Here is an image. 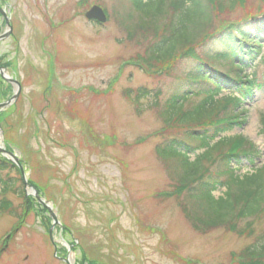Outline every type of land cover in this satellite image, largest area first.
<instances>
[{
  "label": "rangeland",
  "instance_id": "obj_1",
  "mask_svg": "<svg viewBox=\"0 0 264 264\" xmlns=\"http://www.w3.org/2000/svg\"><path fill=\"white\" fill-rule=\"evenodd\" d=\"M229 1L223 13L211 11L212 30L264 12V0H235L233 10ZM94 7L109 14L103 24L85 18ZM0 10L11 28L0 15V35H10L0 41V67L21 88L0 74V104L18 93L0 110V148L19 159L58 221L49 234L53 221L17 170L0 172V264H241L242 251L264 233V216L249 226L237 221L238 233L194 230L183 198L171 193L172 162L155 153L167 138L164 103L193 62L177 59L174 75L145 65L153 31L138 27L127 37L126 0H0ZM255 63L249 75L262 80L264 59ZM245 107L246 123L222 136L245 138L261 156L253 167L233 166L238 177L264 166V90Z\"/></svg>",
  "mask_w": 264,
  "mask_h": 264
},
{
  "label": "trees",
  "instance_id": "obj_2",
  "mask_svg": "<svg viewBox=\"0 0 264 264\" xmlns=\"http://www.w3.org/2000/svg\"><path fill=\"white\" fill-rule=\"evenodd\" d=\"M224 1L126 0L132 11L125 12L120 25L130 23L128 38L138 27L145 33L153 31L154 41L142 58L145 65L167 66L174 75L177 59L193 62L178 92L164 103L160 114L167 138L155 153L164 162H172L177 184L171 193L183 198L181 208L191 215L194 230L222 227L238 233L237 221L249 226L264 216V166L252 174L236 176L233 166L240 169L246 162L253 167L261 152L243 137L222 135L246 123L245 106L256 91L264 89V77L258 80L247 74L256 60L264 59V12L235 24L221 23L212 30L211 11L223 13ZM235 4L230 0L229 10ZM145 33L139 35L147 37ZM197 50L203 51L202 57ZM138 94L150 96L146 90H138ZM261 129L263 132L264 115ZM198 151L203 152L190 162L188 155ZM9 169L17 170L5 160L0 163V172ZM221 187L225 193L215 198L213 193ZM185 199L195 208L187 210ZM1 204L5 211H12L7 201ZM254 242L242 251L239 263L264 264V233Z\"/></svg>",
  "mask_w": 264,
  "mask_h": 264
},
{
  "label": "water",
  "instance_id": "obj_3",
  "mask_svg": "<svg viewBox=\"0 0 264 264\" xmlns=\"http://www.w3.org/2000/svg\"><path fill=\"white\" fill-rule=\"evenodd\" d=\"M0 13L2 14L3 18L5 19L6 27L11 29L10 25H9V22H8L9 19L6 16V14L2 10H0ZM85 17L88 20H95V21H98L100 23H104L106 21V18L104 16L102 10L100 8H97V7H94L89 12H87L85 14ZM8 36H9V31L8 32H4V34L0 36V41L6 39ZM4 71H5V69L0 68V73H2ZM7 81L9 83L17 84L18 92L20 91L18 83H16L15 81H13L11 79H7ZM17 96H18V93L13 95V97L9 101H7V103L0 104V109L4 108L6 106V104H9L13 100H15L17 98ZM0 154L2 156H4L5 158L11 160L15 165H17L19 167V169L21 171V175L23 177L24 184L27 186V181H25L24 171L22 169V166H21V163H20L19 159H17V157L13 153L7 152L5 149H2V148H0ZM34 196H35L37 202L48 210V212H49V214H50V216H51V218L53 220L52 227H51V229L49 231V234H51V231L53 230L54 226H56L58 224L57 219H56L55 215L51 212L50 208L47 206L46 202L42 198H40L36 192L34 193ZM65 262H66V264H69L68 260H65Z\"/></svg>",
  "mask_w": 264,
  "mask_h": 264
},
{
  "label": "bare ground",
  "instance_id": "obj_4",
  "mask_svg": "<svg viewBox=\"0 0 264 264\" xmlns=\"http://www.w3.org/2000/svg\"><path fill=\"white\" fill-rule=\"evenodd\" d=\"M3 75H5L6 77H8V75L6 73H3Z\"/></svg>",
  "mask_w": 264,
  "mask_h": 264
}]
</instances>
